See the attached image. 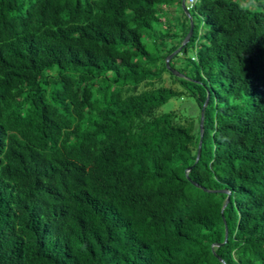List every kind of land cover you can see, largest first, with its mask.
I'll use <instances>...</instances> for the list:
<instances>
[{"label":"trees","instance_id":"16d2710c","mask_svg":"<svg viewBox=\"0 0 264 264\" xmlns=\"http://www.w3.org/2000/svg\"><path fill=\"white\" fill-rule=\"evenodd\" d=\"M175 2L0 0V264H264V0Z\"/></svg>","mask_w":264,"mask_h":264},{"label":"rangeland","instance_id":"374dc122","mask_svg":"<svg viewBox=\"0 0 264 264\" xmlns=\"http://www.w3.org/2000/svg\"><path fill=\"white\" fill-rule=\"evenodd\" d=\"M162 9V12L159 13V16L163 19V21H158L154 23L155 31L150 32V35L147 34L144 36V42L150 48L151 51H158L166 49L172 46L173 43L178 42L179 37H170L163 39L162 35L166 33H180L181 28L184 27L183 22L187 23V18L189 22L191 17L195 21L197 25V35L198 41L204 42L206 41V34L209 32V26L204 22L202 17L195 14V12H191V16L185 11L183 4H179L177 2L173 4H164L159 6ZM186 16H185V15ZM169 27L171 29H169ZM161 36V37H160ZM199 44L191 45L188 47L187 52H181L180 55L173 59V68L179 70L182 67L192 66V62H190V58L196 55ZM165 83L166 85H172L173 81L170 76L165 73ZM176 86V84H173ZM183 101V102H182ZM187 105H191L194 107V111L197 112L198 108L195 107V104L187 101V99H179L172 98L167 103L161 106L159 109L160 112L170 111L172 109H179L180 107H185Z\"/></svg>","mask_w":264,"mask_h":264},{"label":"water","instance_id":"95a60500","mask_svg":"<svg viewBox=\"0 0 264 264\" xmlns=\"http://www.w3.org/2000/svg\"><path fill=\"white\" fill-rule=\"evenodd\" d=\"M183 7H184L185 11H186L187 13H189V12H188V9H187V7H186V0H183ZM189 14H190V13H189ZM193 31H194V22H193V20L191 19V27H190V30H189L188 34L186 35V37H185V39H184L183 45H184L186 42H188V41L190 40L191 35L193 34ZM180 48H181V47H180ZM180 48L177 49L173 54H171L170 56L167 57V65H168V66H170L169 61H170V59L172 58V56H173L176 52H178V51L180 50ZM170 68H171V70H172L174 73H176V74H180V72H179L177 69L172 68V67H170ZM207 103H208V100L206 101L205 105L203 106V110H202V116H201V139H200V144H199L198 157L200 156V152H201L202 136H203V130H204V111H205V106L207 105ZM225 205H226V204H225ZM227 237H228V230L226 231V239H227Z\"/></svg>","mask_w":264,"mask_h":264},{"label":"built area","instance_id":"2783aa9c","mask_svg":"<svg viewBox=\"0 0 264 264\" xmlns=\"http://www.w3.org/2000/svg\"><path fill=\"white\" fill-rule=\"evenodd\" d=\"M200 0H187V8L193 7Z\"/></svg>","mask_w":264,"mask_h":264},{"label":"clouds","instance_id":"9594fccd","mask_svg":"<svg viewBox=\"0 0 264 264\" xmlns=\"http://www.w3.org/2000/svg\"><path fill=\"white\" fill-rule=\"evenodd\" d=\"M199 2V1H198ZM197 2V3H198ZM253 2H254V0H253ZM247 7H251V3H249L248 5H246ZM186 7H187V0H186ZM188 9V8H187Z\"/></svg>","mask_w":264,"mask_h":264}]
</instances>
